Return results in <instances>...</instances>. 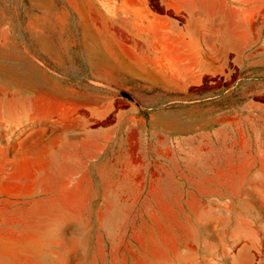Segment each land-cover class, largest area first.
I'll use <instances>...</instances> for the list:
<instances>
[{
    "label": "rangeland",
    "instance_id": "1",
    "mask_svg": "<svg viewBox=\"0 0 264 264\" xmlns=\"http://www.w3.org/2000/svg\"><path fill=\"white\" fill-rule=\"evenodd\" d=\"M0 78V264H264V0H0Z\"/></svg>",
    "mask_w": 264,
    "mask_h": 264
},
{
    "label": "water",
    "instance_id": "2",
    "mask_svg": "<svg viewBox=\"0 0 264 264\" xmlns=\"http://www.w3.org/2000/svg\"><path fill=\"white\" fill-rule=\"evenodd\" d=\"M120 92L128 97H133L129 92H127L126 90H120Z\"/></svg>",
    "mask_w": 264,
    "mask_h": 264
},
{
    "label": "bare ground",
    "instance_id": "3",
    "mask_svg": "<svg viewBox=\"0 0 264 264\" xmlns=\"http://www.w3.org/2000/svg\"><path fill=\"white\" fill-rule=\"evenodd\" d=\"M113 46H114V45H113ZM118 60H119V59H118ZM18 72H19V71H18ZM13 73H14V72H13ZM15 73H16V72H15ZM20 73H21V72H20ZM18 74H19V73H18ZM26 74H27V73H26ZM1 75H2V74H1ZM19 75H20V74H19ZM21 75H22V74H21ZM2 76H3V75H2ZM23 76H24V75H23ZM23 76H22V77H23ZM26 78H27V77H26ZM26 78H25V80L28 79V78H27V79H26ZM30 78H32V77L30 76ZM30 78H29V80H32V81H33V79H30ZM0 79H1V78H0ZM1 80H2V79H1ZM29 80H28V82H29ZM3 81H4V80H3ZM34 81H35V80H34ZM34 81H33V82H34ZM25 82H27V81H25ZM34 84H35V83H34ZM21 89H22V88H21ZM19 92H20V91H19ZM19 92H18V93H19ZM20 94H21V93H20Z\"/></svg>",
    "mask_w": 264,
    "mask_h": 264
}]
</instances>
